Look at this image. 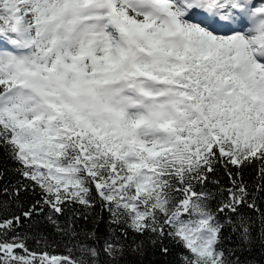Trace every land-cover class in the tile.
<instances>
[{
  "label": "snow or ice",
  "instance_id": "obj_1",
  "mask_svg": "<svg viewBox=\"0 0 264 264\" xmlns=\"http://www.w3.org/2000/svg\"><path fill=\"white\" fill-rule=\"evenodd\" d=\"M0 264H264V0H0Z\"/></svg>",
  "mask_w": 264,
  "mask_h": 264
}]
</instances>
